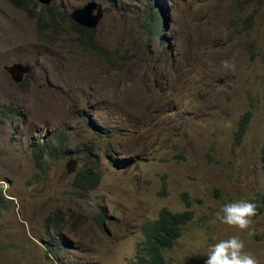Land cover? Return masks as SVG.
I'll return each instance as SVG.
<instances>
[{"label":"rangeland","instance_id":"obj_1","mask_svg":"<svg viewBox=\"0 0 264 264\" xmlns=\"http://www.w3.org/2000/svg\"><path fill=\"white\" fill-rule=\"evenodd\" d=\"M156 1L154 39L149 0H0V264H134L162 209L194 216L166 264H205L234 235L264 264V208L243 232L217 219L226 203L264 204V0ZM89 3L109 61L71 19ZM15 63L31 68L20 83ZM80 169L97 188L73 186Z\"/></svg>","mask_w":264,"mask_h":264},{"label":"trees","instance_id":"obj_2","mask_svg":"<svg viewBox=\"0 0 264 264\" xmlns=\"http://www.w3.org/2000/svg\"><path fill=\"white\" fill-rule=\"evenodd\" d=\"M13 6L18 8H26L28 2L33 0H7ZM149 6L152 11L146 15L147 25H151L152 35L155 36L162 30L165 13L161 8V4L154 0H149ZM251 20L249 19V22ZM75 30L80 34L79 40L83 47H91L106 55V50L99 46L94 40L92 30L84 28L73 22ZM158 25V27H157ZM7 114L12 117L14 112L7 111ZM250 113H247L241 123V133L243 134L250 120ZM36 166L40 170H44L45 147H36L33 149ZM100 175L89 169L78 170L73 177V186L82 192L94 190L99 185ZM166 185L162 187V193L165 194ZM182 199L187 208H191L195 201H192L189 196L184 193ZM263 205H257V214L251 220H255L263 214ZM193 212L186 211L183 213H172L166 209L159 211L157 219L145 225L143 229V244L136 252L135 264H166L165 251L170 250L174 246V242L181 237L182 229L193 220ZM48 254H54L53 249L49 248Z\"/></svg>","mask_w":264,"mask_h":264},{"label":"clouds","instance_id":"obj_3","mask_svg":"<svg viewBox=\"0 0 264 264\" xmlns=\"http://www.w3.org/2000/svg\"><path fill=\"white\" fill-rule=\"evenodd\" d=\"M162 32H163V25L161 32L157 33L158 36ZM156 37L157 35L153 36L152 38L156 39ZM161 42L163 41L161 40ZM106 55L104 54V57ZM105 58L108 61L110 59V57L108 56ZM222 65L224 68L234 67L227 60L222 61ZM256 214H257V205L254 202H251L249 200H238L235 202L224 204L220 209V211L217 213V219L222 224L227 225L229 228L238 229L240 232H243L244 230L248 229L249 225L252 222L251 218L256 216ZM244 247H245L244 243L239 238V235L231 236L228 239H221L210 246L206 255L207 258L205 260V264H259L255 256L252 255L251 253L246 252L244 250ZM135 262L136 260L134 261V264Z\"/></svg>","mask_w":264,"mask_h":264},{"label":"water","instance_id":"obj_4","mask_svg":"<svg viewBox=\"0 0 264 264\" xmlns=\"http://www.w3.org/2000/svg\"><path fill=\"white\" fill-rule=\"evenodd\" d=\"M42 4L45 5H51L54 0H37ZM96 8V5L94 3H89L87 6H85L83 9L75 11L71 15V19L76 22L77 24L85 27V28H93L96 27L99 19L102 16V12H99V15L94 18L93 24L87 23L81 16L82 13L87 12V11H92ZM97 8H100V6L97 5ZM99 9V10H100ZM4 69L10 74V76L13 77V79L17 82L20 83L24 80V77L26 74H29L31 71V68L27 65L21 64V63H15L11 66L4 67ZM74 166V163L72 164ZM74 168H68L67 172L71 173Z\"/></svg>","mask_w":264,"mask_h":264}]
</instances>
